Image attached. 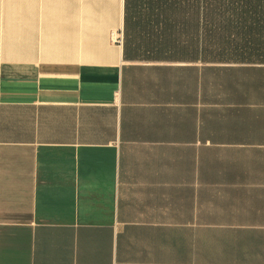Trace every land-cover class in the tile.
Wrapping results in <instances>:
<instances>
[{"label": "crops", "instance_id": "1", "mask_svg": "<svg viewBox=\"0 0 264 264\" xmlns=\"http://www.w3.org/2000/svg\"><path fill=\"white\" fill-rule=\"evenodd\" d=\"M125 0H0V264H264V64L124 58Z\"/></svg>", "mask_w": 264, "mask_h": 264}, {"label": "trees", "instance_id": "2", "mask_svg": "<svg viewBox=\"0 0 264 264\" xmlns=\"http://www.w3.org/2000/svg\"><path fill=\"white\" fill-rule=\"evenodd\" d=\"M124 58L264 64V0H125Z\"/></svg>", "mask_w": 264, "mask_h": 264}, {"label": "built area", "instance_id": "3", "mask_svg": "<svg viewBox=\"0 0 264 264\" xmlns=\"http://www.w3.org/2000/svg\"><path fill=\"white\" fill-rule=\"evenodd\" d=\"M113 39H114L116 42H118V43H122L123 40H124V35H123V33H118V34L114 33V34H113Z\"/></svg>", "mask_w": 264, "mask_h": 264}]
</instances>
